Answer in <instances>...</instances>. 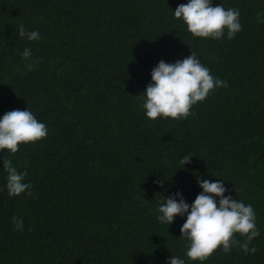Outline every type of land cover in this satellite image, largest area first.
Wrapping results in <instances>:
<instances>
[{
	"label": "trees",
	"instance_id": "trees-1",
	"mask_svg": "<svg viewBox=\"0 0 264 264\" xmlns=\"http://www.w3.org/2000/svg\"><path fill=\"white\" fill-rule=\"evenodd\" d=\"M213 2L239 10L234 38L193 36L174 16L187 0H0V116L29 108L48 128L0 152L32 185L9 196L0 159V264H201L186 256V217L157 219L177 190L194 201L198 176L251 203L260 229L255 253L221 247L203 264H264V0ZM21 27L42 38L20 37ZM192 51L228 86L185 119L148 118L153 67Z\"/></svg>",
	"mask_w": 264,
	"mask_h": 264
},
{
	"label": "clouds",
	"instance_id": "clouds-1",
	"mask_svg": "<svg viewBox=\"0 0 264 264\" xmlns=\"http://www.w3.org/2000/svg\"><path fill=\"white\" fill-rule=\"evenodd\" d=\"M174 16L181 19L187 30L195 37L232 39L242 30L240 12L236 8H225L223 3L214 4L213 0H187L174 9ZM20 37L27 40L41 39L39 30L19 29ZM28 68L39 61L35 59L31 47L21 53ZM228 83L211 73L200 57L192 51L191 55L175 62L161 59L151 71V82L143 92L142 108L151 119H185L191 109L205 100L215 89L227 87ZM48 135V128L38 120L33 111L13 109L0 116V152L7 150L15 154L22 144L36 142ZM191 154L183 155L180 162L185 167L191 162ZM3 159L6 170V188L9 196L31 195L32 185L26 182L27 170L20 171L12 159ZM202 191L189 203L181 190L165 196L157 209V219L171 225L177 216L184 218L181 236L189 241L186 256L203 264L215 250L222 247L230 253L233 247L242 248L245 253H255V246L249 245L260 235L257 214L251 203L234 198L223 180L197 178ZM161 186L164 181L158 180ZM227 193V194H226ZM166 201V202H165ZM12 223L23 230L22 218L12 217ZM245 237L243 241L236 234ZM168 264H186L184 258L172 255Z\"/></svg>",
	"mask_w": 264,
	"mask_h": 264
}]
</instances>
